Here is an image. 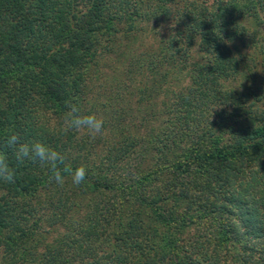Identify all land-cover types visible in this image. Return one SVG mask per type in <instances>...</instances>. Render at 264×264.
Masks as SVG:
<instances>
[{"label": "trees", "instance_id": "16d2710c", "mask_svg": "<svg viewBox=\"0 0 264 264\" xmlns=\"http://www.w3.org/2000/svg\"><path fill=\"white\" fill-rule=\"evenodd\" d=\"M153 81L171 103L139 122ZM72 103L103 137L63 131ZM17 133L85 181L18 162ZM0 150V264H264V0H0Z\"/></svg>", "mask_w": 264, "mask_h": 264}, {"label": "clouds", "instance_id": "9594fccd", "mask_svg": "<svg viewBox=\"0 0 264 264\" xmlns=\"http://www.w3.org/2000/svg\"><path fill=\"white\" fill-rule=\"evenodd\" d=\"M63 131L84 134L94 140L105 135V120L95 113L83 112L77 104L72 103L68 105L63 117ZM5 147L14 152L18 162L28 160L48 169L51 172L50 180L59 185L64 184L65 173L71 175L72 183L77 186L88 175L86 166L72 169L64 153L42 141L24 142L17 133L7 137ZM0 180L6 183L15 182V169L10 166L7 152L3 150H0Z\"/></svg>", "mask_w": 264, "mask_h": 264}, {"label": "rangeland", "instance_id": "374dc122", "mask_svg": "<svg viewBox=\"0 0 264 264\" xmlns=\"http://www.w3.org/2000/svg\"><path fill=\"white\" fill-rule=\"evenodd\" d=\"M148 47H150V46H149L147 41L146 42L140 41V42L136 43V49H138L139 52H144L145 48H148ZM157 83H155L153 81L152 84H149V86H148V89L150 90V92H151V90L153 92L151 94H155L156 92H158L154 101L151 102L152 106L149 107L148 104L146 103V101H141V100L138 104V109H137V112L135 114L138 117L139 122L149 120L153 115H156V116L160 115L161 108H163L164 106H167L168 104L171 103V100L173 97V95L171 93L174 92V86H171L170 84L167 85L165 83H159V84H157ZM166 92H167V95H166ZM162 105H163V107H161ZM70 181L72 182V179ZM261 181H263V179H261ZM257 190L258 191L260 190L257 193L258 198L261 196L263 197L264 195L262 193H264V183L260 182V179L257 180L255 178H253V176H250V180L246 185V194H244V199L246 201H249L250 200L249 195L251 193H255ZM94 200H92L90 202H94ZM254 203L255 202H252V201L250 203L251 205L253 204V206L250 205L251 206V210L249 211L250 213H252L254 211L256 213L257 210L260 209L261 205L258 206V205H255ZM243 204H246V202H243ZM237 211H238V209H237ZM243 211L247 212L245 209Z\"/></svg>", "mask_w": 264, "mask_h": 264}]
</instances>
